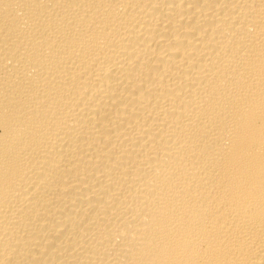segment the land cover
<instances>
[{"label":"bare ground","instance_id":"6f19581e","mask_svg":"<svg viewBox=\"0 0 264 264\" xmlns=\"http://www.w3.org/2000/svg\"><path fill=\"white\" fill-rule=\"evenodd\" d=\"M0 264H264V0H0Z\"/></svg>","mask_w":264,"mask_h":264}]
</instances>
